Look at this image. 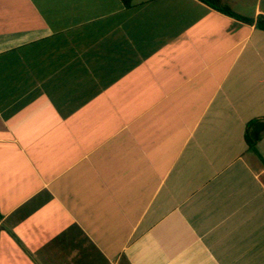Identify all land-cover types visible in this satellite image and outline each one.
<instances>
[{"label":"crops","instance_id":"0c3cea01","mask_svg":"<svg viewBox=\"0 0 264 264\" xmlns=\"http://www.w3.org/2000/svg\"><path fill=\"white\" fill-rule=\"evenodd\" d=\"M222 4L0 0V264H264V0Z\"/></svg>","mask_w":264,"mask_h":264},{"label":"trees","instance_id":"16d2710c","mask_svg":"<svg viewBox=\"0 0 264 264\" xmlns=\"http://www.w3.org/2000/svg\"><path fill=\"white\" fill-rule=\"evenodd\" d=\"M129 0H125V2H127ZM202 2H204L205 4L209 5L210 7L228 15V16H231V17H234V18H237V19H241V20H244V21H247V22H253L249 19H246L244 17H241L239 15H237L236 13H234L231 8L228 6V5H225V4H222V0H200ZM257 27L259 29H262L264 30V18H259L258 21H257ZM247 142L249 143V145L251 147L254 146V141H252L250 138L247 137Z\"/></svg>","mask_w":264,"mask_h":264}]
</instances>
